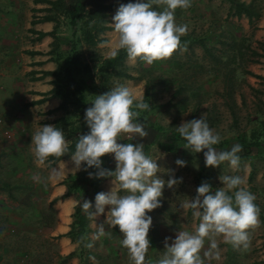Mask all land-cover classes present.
<instances>
[{
  "label": "rangeland",
  "instance_id": "374dc122",
  "mask_svg": "<svg viewBox=\"0 0 264 264\" xmlns=\"http://www.w3.org/2000/svg\"><path fill=\"white\" fill-rule=\"evenodd\" d=\"M235 1L251 6L250 21L243 14L237 16L228 0H191V7L175 11L176 23L188 27L187 34L181 37L180 50L152 65L139 60L133 63L127 58L124 71L132 79L111 75L103 84L108 90L117 85L128 86L138 101L142 100L147 86L145 103L150 108L133 110L144 118L139 121L144 122L148 137L132 140L129 134L122 133L118 143H143L145 154L158 159L161 168L158 176L165 181L170 175L182 179L173 189L165 186L161 206L147 213L152 225L148 234L151 247L145 264H157L163 257L166 238H171V244L178 231L194 232L199 219L193 216L192 210L181 209L180 205L196 196L202 182L209 183L215 190L223 187L221 176H241L245 180L243 187L255 195L254 202L264 216V0ZM93 2L63 0L64 5L57 8L63 16L56 22L57 26H61V32L65 30L70 34L72 41L80 38V28ZM129 2L135 0H103L113 6L112 11L105 13L109 30L98 36L105 39V45L87 48L79 44L81 58L90 67L87 77L95 85L101 84L96 66L110 57L111 49L107 45L117 37L113 17L121 4ZM69 6H75L78 11L73 33L67 28L69 16L63 12H69ZM154 8L162 11L164 6L154 5ZM64 45L67 46V40ZM104 55L107 57L103 58ZM202 114L221 136V141L214 146L217 151L230 150L237 144L242 146L238 153L239 170H233L227 162L216 168L206 167L203 152L192 153L183 148L186 141L178 139L176 127ZM256 141L258 144L254 145ZM111 156L114 158V154L108 155L109 168L114 171L116 163ZM25 159L27 165L20 170L22 181L8 183L9 189L0 188V264H133L128 250L121 245L123 237L118 226L111 228L105 222L109 206L98 224L105 222L107 234L100 238L108 244L98 243L100 238L94 239L91 248L85 244L76 247L73 257L61 255L54 237L49 235L56 222V211L49 199L47 164L39 167L34 151H28ZM177 159L186 161V166H178ZM8 170L7 156L0 150L1 180L12 177L5 175ZM36 175L39 181L32 178ZM79 209L84 213L81 204ZM214 238L219 256L210 260L204 258L205 264H264V223L261 220L259 227L249 230L247 249L225 243L222 236ZM208 247L206 239L202 258Z\"/></svg>",
  "mask_w": 264,
  "mask_h": 264
},
{
  "label": "clouds",
  "instance_id": "9594fccd",
  "mask_svg": "<svg viewBox=\"0 0 264 264\" xmlns=\"http://www.w3.org/2000/svg\"><path fill=\"white\" fill-rule=\"evenodd\" d=\"M154 5L164 8L158 11ZM189 7L191 0H135L121 4L112 23L116 40L107 45L111 49L110 56L115 58L120 50H124L130 62L139 60L147 65L170 58L181 49V37L188 31L187 25L176 23L175 11ZM91 105L84 116L89 131L77 137L74 151H70L71 140L54 125H43L34 133L31 143L36 162L45 165L49 157L61 158L70 154L73 167L66 166L68 171L95 168V173H88L89 178L111 177V190L97 193L94 206L91 201L83 200L82 210L94 221L105 213V206H109L105 222L111 228L118 226L123 237L121 245L128 250L133 264H145L151 247L148 234L152 225V218L147 213L161 206L165 186L173 189L182 179L170 175L165 181L158 176L161 169L158 159L145 154L143 143H118L122 133L129 134L132 140L149 135L144 122L138 121L139 112L133 108L143 111L150 105L138 101L128 86L117 85L96 95ZM176 130L186 141L184 149L192 153L203 152L206 167L216 168L227 162L233 170H239L241 157L238 153L242 146L237 144L230 150L217 151L214 146L221 141V136L209 126L203 114L200 118L182 122ZM106 154H114V171L102 167L101 157ZM175 163L186 166V161L181 159ZM51 175L60 179L64 172L52 168ZM32 178L40 180L38 175ZM220 180L223 187L215 191L209 183L202 182L196 189V196L180 205L181 209L192 210L193 216L199 219L198 226L194 232L178 231L171 244V238H166L164 255L157 264H205L204 258H218L216 236H222L225 243L234 247H249V230L260 225V209L254 202L256 197L243 187L245 180L241 176L223 175ZM104 223L97 226L94 239L107 234ZM206 239L209 247L202 258ZM86 247L91 248L93 244L88 243Z\"/></svg>",
  "mask_w": 264,
  "mask_h": 264
},
{
  "label": "crops",
  "instance_id": "0c3cea01",
  "mask_svg": "<svg viewBox=\"0 0 264 264\" xmlns=\"http://www.w3.org/2000/svg\"><path fill=\"white\" fill-rule=\"evenodd\" d=\"M45 16H52L54 21L42 20ZM62 18L60 11L50 9L46 3L34 0H0V150L7 156L9 170L5 175L12 176L0 179L2 189H9L8 183L22 181L20 170L27 165L25 157L28 151H34L31 137L41 126L50 124L62 129L66 139L71 142L89 131L86 123L81 125L83 110L76 111L71 106L66 110H58L60 100L46 95L52 89V77L46 73L54 71L56 67L51 59L50 44L53 38L66 41L70 37L65 30L61 32V26H57L56 22ZM38 32L44 35L39 37ZM103 45L105 43L101 46ZM66 49L64 44L59 47L60 52ZM105 57L107 56L104 55L103 58ZM110 158L115 164L114 158ZM46 164L47 181L51 186L49 199L52 200L66 193V187L61 182L81 170L68 171L67 167H73L71 156L51 166L49 162ZM52 168L61 169L64 175L60 179L53 178ZM112 186V179H107L99 184V189L101 192H108ZM78 200L79 195L76 194L58 199L53 204L56 222L49 235L61 236L54 241L59 253L64 256L74 252L78 246L63 236L70 229L73 208L77 206ZM92 204L95 205V199ZM104 214L97 216L94 221L90 219L86 224L88 231L85 245L95 243L93 236ZM105 242L108 244L102 238L98 240L100 244Z\"/></svg>",
  "mask_w": 264,
  "mask_h": 264
},
{
  "label": "trees",
  "instance_id": "16d2710c",
  "mask_svg": "<svg viewBox=\"0 0 264 264\" xmlns=\"http://www.w3.org/2000/svg\"><path fill=\"white\" fill-rule=\"evenodd\" d=\"M35 2H42L49 5L50 9H55L57 11L58 7L63 6V0H34ZM234 7V12L237 16L241 14L245 15L250 21L251 19V6L249 4L245 5L242 2H236L235 0H228ZM66 14L69 16L67 18V28L71 29V32H74V27L76 25V19L78 15L77 8L75 6H69ZM113 6L111 4L103 3V0H94L93 7L86 13V20L83 21V26L80 28V38L75 41L71 40V36L67 38V49L63 52H60L59 47L64 44L65 41H59L58 38H53L52 43L50 44V54L51 59L55 62L56 67L54 71L47 72L46 74L52 77L51 84L52 89L46 94L51 97H56L60 100L58 105V110H66L68 106L73 107L76 111L83 110L85 116V110L88 107H91V102L94 101L96 95H100L109 91L103 87L107 83V79L113 75L118 78L123 79H132V77L124 71V62L128 58L124 50H120L118 56L112 58L111 56L108 59L102 60L96 66V71L100 77L101 84H93L89 81L88 75L90 74L89 65L84 62L81 58V54L78 51L79 44H84L87 48H93L96 44H102L105 42L104 38H99V35H102L104 31L109 30L105 25V13L106 11H112ZM97 19V20H95ZM44 21H54L52 16H45L42 18ZM55 28V27H54ZM55 30V29H54ZM37 35L43 36L44 34L38 32ZM147 86L145 85V90L143 94V102L147 101L148 97ZM134 109V108H133ZM144 119L139 116L138 121ZM85 123L83 118L82 126ZM264 131V125H263ZM264 133V132H263ZM179 140H183L181 137H178ZM75 139L70 144V151L75 150ZM258 141L254 142V145H257ZM216 146V145H215ZM109 154L101 157L102 167L108 170L109 168ZM69 155H65L61 158L49 157V166L55 164L61 159H67ZM113 171V170H111ZM89 172H96L95 168H90L88 171L81 170L79 173L74 175H69L64 179L61 184L66 187V193L60 197L52 199L50 202L54 203L56 200L61 199L65 196H74L79 195V200L77 206L73 208L72 219L74 222L71 223L70 229L63 236L69 238L72 242L76 243L79 246H82L86 238L87 226L86 224L90 220L85 212L79 209L81 200L84 199H95L97 193H100L99 184L107 179H112L111 177L106 178H89ZM215 191V190H213ZM88 197V198H84ZM256 204V203H255ZM93 207V211H94ZM82 213V214H81ZM260 215V220L264 223V216ZM61 237L57 235L53 239H58ZM83 238V239H82ZM75 252H72L65 256V258L73 257Z\"/></svg>",
  "mask_w": 264,
  "mask_h": 264
},
{
  "label": "built area",
  "instance_id": "2783aa9c",
  "mask_svg": "<svg viewBox=\"0 0 264 264\" xmlns=\"http://www.w3.org/2000/svg\"><path fill=\"white\" fill-rule=\"evenodd\" d=\"M0 123H1V117H0ZM5 134H6V135H8V133H7V132H5Z\"/></svg>",
  "mask_w": 264,
  "mask_h": 264
}]
</instances>
